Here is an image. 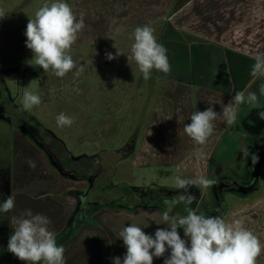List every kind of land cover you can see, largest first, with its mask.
<instances>
[{
    "label": "crops",
    "instance_id": "obj_1",
    "mask_svg": "<svg viewBox=\"0 0 264 264\" xmlns=\"http://www.w3.org/2000/svg\"><path fill=\"white\" fill-rule=\"evenodd\" d=\"M65 2H68L78 20L83 19L85 25L72 46L98 41L103 44L104 58L101 62L106 67L110 66L109 76L112 79L108 76L107 80H100L103 88H97L107 94L114 93V88L126 93L128 88L136 87L138 92H134L133 96L144 93L145 98L152 94L157 99L155 115L145 129L136 134L138 138L127 140L125 146L119 145L117 148L127 147L125 151L122 150L124 156L131 157L132 165L141 170H166L163 174H173L193 181L200 176L215 180L212 185L215 204L207 200L209 209L201 208L209 187L203 188L193 183L199 186L201 193L194 211L206 217H216L217 212H223L222 219L228 223L238 219L264 244V159L254 162L259 157L257 154L264 153V120L258 116L260 111H264V94L260 90L264 78L251 75L255 56L264 53V0ZM2 3L3 0H0V7ZM15 14L13 9H4L0 11V17L4 15L0 21L8 20ZM145 25L154 30L157 42L167 49L170 64L168 73L153 69L147 80L131 58L134 30ZM1 37L5 38L4 35ZM107 53L116 58L108 63ZM68 73V77L75 74L80 78L79 81L67 83L74 86L79 82L78 87L72 88L86 90L90 86L96 87V84L85 80V71L80 70V74L78 71ZM58 88L55 81L51 83L49 93H54L47 97L54 98L55 104L60 103L62 97ZM237 91L256 92L258 107L240 105L234 125L228 126L223 119H217L207 142L204 145L195 143L184 131L185 125L191 122V115L209 106H215V110L221 112L223 105L228 104ZM123 101V97L116 101L121 103L117 104L118 112ZM85 104L88 105L89 101ZM98 106H103V103L99 101L98 105H91L90 110L98 113ZM104 109L105 105L101 111ZM112 116L106 112L100 116L101 121L96 122L103 128L101 131L105 137L111 134L110 127L114 129L117 121ZM85 117L95 122L92 116L85 114ZM100 147L105 148L99 141L97 148ZM29 162L34 161L23 157L17 163L14 183L19 189V198L15 199L12 214L14 218H19L25 210L30 209L33 214L48 217L51 221L49 230L55 234L57 245L65 249V264H113L112 258L123 259L127 251L123 240L118 238L124 227L135 224L146 234L154 236L157 228L168 226L162 223L163 210L157 207L131 209L102 205L91 211L89 221L80 223L73 235L60 240L73 210L72 195L60 196L62 191L57 182L46 183L38 168L30 167ZM252 168L256 171L250 172ZM243 170L246 171L245 177ZM121 180V184L145 188L146 198L164 194L165 189L179 190L165 186V189L156 191L152 190V184H134L129 179ZM50 184H56V188L52 189L53 185ZM84 188L82 190L86 191V186ZM225 191L228 193L225 194ZM218 194L222 197V205L218 204ZM122 195L123 190L115 194ZM183 215L180 212L177 216ZM178 232L182 239H187L183 229H178ZM169 256L170 250L162 257H154L153 264H163ZM11 260L12 264H32L20 260L14 254ZM257 264H264V250L257 258Z\"/></svg>",
    "mask_w": 264,
    "mask_h": 264
},
{
    "label": "rangeland",
    "instance_id": "obj_2",
    "mask_svg": "<svg viewBox=\"0 0 264 264\" xmlns=\"http://www.w3.org/2000/svg\"><path fill=\"white\" fill-rule=\"evenodd\" d=\"M5 1L3 0L0 11L13 9L16 14L8 20L3 19V21H0V204L8 196L14 197V200L19 198V189L16 188L17 186L14 183V176L18 168L17 163H20L23 157H28L34 161L41 176L47 181L46 183L57 182L58 188L62 191L60 196L72 195L74 204L72 205L73 210L69 214L70 217L80 206L79 192L85 193L90 189V181L88 179H75L62 174L56 165L52 163L47 152L26 132L16 127L14 123L4 116V114L13 115L14 119L17 120L16 117L20 118L22 111L33 115L45 128L52 130L59 136L73 155L100 154L103 159H107L109 167L102 179H108L109 182L107 183H113L116 186L112 191V197H114L116 192L123 190L125 185L132 186L121 184V179H129L134 184L143 182L147 185L152 184V190L157 189L156 191L165 189V186L177 189L175 184L176 176L163 174V171L166 170H141L136 168L131 163V157L124 156V152H122L127 147L117 148L119 145L120 147L125 146L124 142L127 140H136L138 138H136V134L141 133L145 129L146 124L155 115L157 99H155L154 95L152 96L151 94V96L145 98V94L142 93L135 97L133 93L138 92L136 87L128 88L126 93L114 88V93L110 92L107 94L97 88H103L100 80H107L110 74V66L106 67L101 62L104 58L101 41L71 46L70 49L72 50L69 49L67 53L76 64V68L72 72L78 71L80 74V70L85 71L86 74H83L85 80L89 81L90 84H96V87L90 86L91 88L89 87L86 90L75 89L72 87H78L79 82H76L74 86L67 85V83L79 81V76L71 74V77H68V73L61 78L57 77L51 69L44 72L42 67L36 66L32 51L26 47L27 37L25 36V31L29 19H35V13L42 6L45 4L50 5L53 2H57V0H28L25 5L23 4L25 0ZM65 3L68 4V2ZM17 17L20 18L18 19ZM1 35H4L5 38L1 37ZM107 62L109 63V60ZM96 70L103 72L105 75L98 73ZM4 74L6 75V90H3L1 84V78ZM109 78L111 77L109 76ZM54 81L59 87L57 91L62 95L59 99L60 103L57 104L53 102L54 98H47L48 94L54 93V91L49 93V87ZM89 91L90 93H88ZM25 92L40 95L41 103L31 109L21 110L20 112L19 108L21 109L22 107ZM122 97L124 101L120 112H118L117 104L121 103L116 101ZM88 101L89 104H85ZM99 101L101 104L103 103V106L105 105V109L101 111L103 106H98V113H93L90 110V106L98 105ZM106 112H110L111 115H114L112 118L117 120L114 129L110 127L112 132L108 137L103 136L101 131L103 128L96 123L101 121L100 116ZM60 113H64L73 119L74 122L70 127L57 125L56 117ZM85 114L92 116L95 122L88 120ZM102 126H104V123ZM99 141L104 144L105 148H97V142ZM104 162L106 164V161ZM20 169H22V165H20ZM245 176L246 171L244 172ZM18 183H20L19 180ZM50 185H53L52 189L56 188V184ZM84 186H86V191L82 190L85 189ZM224 193L228 192L225 191ZM103 196L105 197V195ZM213 196V187L210 186L204 195L205 200L201 208H208L207 205L209 203L207 200H211L212 204ZM173 197L178 199L179 194L166 196V201L169 202L167 205H170L172 209H177V206L171 204V201L174 200ZM213 204L215 203L213 202ZM58 210L61 211L60 209ZM12 212L13 210L0 212V264H12L11 257L13 253L7 250L10 236L14 234L13 220L15 216H13ZM178 214L179 212H175L176 216Z\"/></svg>",
    "mask_w": 264,
    "mask_h": 264
},
{
    "label": "clouds",
    "instance_id": "obj_3",
    "mask_svg": "<svg viewBox=\"0 0 264 264\" xmlns=\"http://www.w3.org/2000/svg\"><path fill=\"white\" fill-rule=\"evenodd\" d=\"M84 26L83 19L78 20L70 5L63 0L42 6L35 13V19H29L25 31L26 47L32 51L36 66L42 67L44 72L51 69L61 78L76 68L75 62L67 53ZM153 33L150 26L136 27L134 43L131 45V58L139 66L145 80L150 78L153 69L163 73L170 71L167 49L157 42ZM106 57L108 60L116 58L111 53H107ZM254 59L251 75L254 78H264V53L257 54ZM260 90L264 94V84H261ZM40 103V95L25 92L19 110H28ZM242 104L258 107L256 92L237 91L219 113L215 106L194 112L184 131L195 143L204 145L214 131V121L223 119L228 126L234 125ZM258 116L264 120V111H260ZM56 122L60 127H70L74 121L60 113ZM258 160L259 157H256L254 162ZM29 166L34 168V162H29ZM193 183L208 188L215 180L205 176H200L195 181L177 177L175 184L183 191L178 200L171 201V204L183 202L191 205L196 200L195 195L190 192ZM165 203L169 204L168 201ZM14 207V197L8 196L0 204V212H8ZM170 211L169 205L161 213L162 223L168 226L157 228L154 236L146 234L135 224L124 227L118 238L123 240L127 251L123 259L112 258L113 264H153L154 257H162L169 250L170 256L164 259L163 264H257L264 244L240 220L228 223L218 216L197 214L191 208H186L187 214L183 216H170ZM50 223L48 217L33 214L30 209L25 210L19 218L13 220L15 231L10 236L7 250L20 260L32 264L41 261L43 264H65V249L57 245L55 234L49 230ZM178 229H183L187 239L181 238Z\"/></svg>",
    "mask_w": 264,
    "mask_h": 264
},
{
    "label": "trees",
    "instance_id": "obj_4",
    "mask_svg": "<svg viewBox=\"0 0 264 264\" xmlns=\"http://www.w3.org/2000/svg\"><path fill=\"white\" fill-rule=\"evenodd\" d=\"M23 120H14L16 127L26 132L36 143H38L48 154L52 163L67 177L75 179H88L90 181V189L86 193H80V206L76 212L71 215L69 222L60 235V240L68 238L73 235L80 223L89 221L92 210L102 205H109L112 207L137 208V207H157L164 210L168 209L165 203L166 196L180 195L183 190L179 189L174 192L173 189H165L164 194L155 195L150 198L145 197V188H134L125 185L123 191L124 195L112 197V191L115 185L109 182L108 179L103 180L102 177L107 172L109 163L107 159H103L100 154L88 155L82 154L75 156L69 152L63 140L57 136L52 130L45 128L41 122L35 117L24 112ZM49 140V141H47ZM106 161V164L105 162ZM220 185H218V188ZM221 191V189L219 188ZM217 193H221L220 191ZM190 192L195 195L196 200L191 205H185L178 202L174 204L177 209L170 211V216L175 217V212L187 214L186 208L195 210L200 200L199 186L192 184ZM218 194V195H219ZM105 195V197L103 196ZM107 195V196H106ZM112 195V196H111ZM128 196L132 197L131 199ZM218 197V204L222 205L221 195ZM174 200H178L173 197ZM221 211V210H219ZM223 217V212H217L216 217Z\"/></svg>",
    "mask_w": 264,
    "mask_h": 264
},
{
    "label": "flooded vegetation",
    "instance_id": "obj_5",
    "mask_svg": "<svg viewBox=\"0 0 264 264\" xmlns=\"http://www.w3.org/2000/svg\"><path fill=\"white\" fill-rule=\"evenodd\" d=\"M1 84H2V88H3V90H6L7 89V86H6V79L4 78V76L1 78ZM18 108H19V106H18ZM20 109V108H19ZM20 112H21V110H20ZM22 113V114H21ZM20 113V118H18V117H16L17 118V120L18 121H20V120H23V118H24V111H22ZM4 116L6 117V118H8L12 123H13V121L14 120H16V119H14V117H13V115H5L4 114ZM31 116H33V115H31ZM34 117V116H33ZM37 119V118H36ZM47 141H49V140H47ZM259 155V159L260 160H262V159H264V153H260V154H257V156ZM256 171V169L255 168H252L251 170H250V172H255Z\"/></svg>",
    "mask_w": 264,
    "mask_h": 264
}]
</instances>
